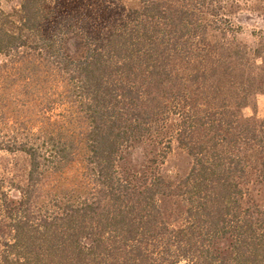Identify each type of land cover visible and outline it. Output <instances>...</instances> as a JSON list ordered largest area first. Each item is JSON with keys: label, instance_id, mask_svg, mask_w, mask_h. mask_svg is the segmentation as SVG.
Instances as JSON below:
<instances>
[{"label": "trees", "instance_id": "trees-1", "mask_svg": "<svg viewBox=\"0 0 264 264\" xmlns=\"http://www.w3.org/2000/svg\"><path fill=\"white\" fill-rule=\"evenodd\" d=\"M2 1L0 152L29 172L0 183V264H264V28L241 39V2Z\"/></svg>", "mask_w": 264, "mask_h": 264}, {"label": "rangeland", "instance_id": "rangeland-1", "mask_svg": "<svg viewBox=\"0 0 264 264\" xmlns=\"http://www.w3.org/2000/svg\"><path fill=\"white\" fill-rule=\"evenodd\" d=\"M242 4V12L238 15L239 22L246 32L243 37L244 41L251 38L248 33L253 29L264 28V13L254 14L252 12L255 5L264 2V0H239ZM20 5V0H3L1 6L7 13L16 10ZM256 111L248 108L245 110L246 117L256 118L264 121V96L260 95L255 99ZM191 168V159L187 153L177 146H174L172 153L169 155L163 168L165 176L178 180L184 178ZM29 172V159L23 153L0 152V183L8 191L13 199L17 198L18 190L26 185ZM254 198L258 204L264 208V185L256 186L254 189Z\"/></svg>", "mask_w": 264, "mask_h": 264}]
</instances>
